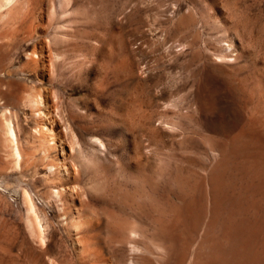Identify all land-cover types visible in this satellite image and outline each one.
<instances>
[{"label":"rangeland","instance_id":"rangeland-1","mask_svg":"<svg viewBox=\"0 0 264 264\" xmlns=\"http://www.w3.org/2000/svg\"><path fill=\"white\" fill-rule=\"evenodd\" d=\"M3 1L0 264H129L126 245L108 234L119 214L111 221L102 204L88 203L92 175L77 145L100 157L106 183L123 191L132 186L127 163L184 180L163 194L168 209L182 211L176 255L163 260L145 242V264H181L189 251L200 253V264H264V122L248 108L252 90L264 104V0ZM36 99L41 118L33 115ZM131 101L138 110L129 117ZM43 124L52 133L34 134ZM25 193L44 243L28 229ZM72 219L82 224L76 232Z\"/></svg>","mask_w":264,"mask_h":264},{"label":"bare ground","instance_id":"bare-ground-1","mask_svg":"<svg viewBox=\"0 0 264 264\" xmlns=\"http://www.w3.org/2000/svg\"><path fill=\"white\" fill-rule=\"evenodd\" d=\"M13 1L14 0H4L3 1V4H4L3 7L4 6H9ZM248 95H249V100H250L248 108H249V112H250V115H251V119L253 121H256V122H258V121L264 122V104H260V96H259L258 92H255L254 90H252V91H249ZM36 98H39V97H36ZM40 100L41 99H36V100L32 101L33 102L32 105L35 106L34 108H38V107H36L38 105H39V108H40V104H41ZM136 105H135L134 101H131L129 103V105H128L127 109H126V114L129 115V117L132 116V113L134 112L135 108L136 109L138 108V107H136ZM39 108H38V110H34L33 111V115L35 116V118H41L43 116V114H44ZM127 115H126V117H127ZM139 115H140V113H139ZM140 116L142 117L143 115H140ZM144 117H146V115L143 116V118ZM131 118L134 119L133 117H131ZM147 119H148V116H147ZM127 122H129V121L127 120ZM133 122L135 123V121H133ZM139 122H141V121L139 120ZM130 123L132 124V121ZM130 123H128V124L131 125ZM142 123H143V121H142ZM142 123H141V125H142ZM174 123L175 122L173 121L172 124L174 125ZM168 124H170V123H168ZM177 125H175V126L177 127ZM109 128H112V126H109ZM145 128H146V126H145ZM148 128H149V126H148ZM153 131H155V130L153 129ZM175 131H176V129H175ZM51 133H52V128L49 127V126H46L45 124H43L40 128H38V129H36L34 131V134H37V135H40V136L41 135L45 136V135H48V134H51ZM4 135L7 137V139L10 142L11 155H12V158L14 159V161H15V163L17 165L18 162H19V159L21 157L20 156L19 147H18V144H17V135H16V132L14 130V127H13L11 121L9 119H7V117L4 120ZM99 140L100 139H95V140L92 141V143L94 144L93 147H92L93 152H94L95 149H99L98 148L99 147L98 144L100 142ZM77 151H78L77 153L79 154V157H82V159H83V164H82L83 168L89 169L91 171V175H92V181H90L91 184H90V186H89V188L87 190L88 198H89L88 203H94L95 202V203L102 204L103 205V209H102L101 214L102 215H107L108 218H111L110 219L111 221H112V219L117 218L115 213L119 214V220L120 221H122L124 219H128V218H131L133 220V221L131 220L132 223L130 225H127V224L123 225L119 220L116 221L114 219L115 222H111L108 225L109 229L107 228L109 230L108 234H110L109 237H110L111 241H113V242H121V243L126 245L128 254L130 256L132 255L131 258L129 257L130 258L129 264H145L148 261V259L144 255H142L143 254L142 252L145 253V252H148V250H149V247H148V245H145V242H147V244H149V246H153L156 249H158L159 252L162 255V259L163 260H165L166 258L174 257L176 255V244L178 243V238L180 237L177 234H175L174 231H175V228L177 226H179L178 228H180V225L182 224V221H183L182 220V216H181L182 211L180 212V210H179L181 207H179V209L176 208V204H173V205H175V207H173L172 209H171V207H172L171 206L172 204H171L170 205L171 207L168 209V206L166 207L165 204H164V202H165L164 200L165 199H164V195L163 194H165V188H168V187H169V189L179 188L180 186H182L181 184H182V182L184 180H182L177 174H174L173 175L174 177L171 176V175H167L166 176L163 173L162 174L161 173H152L151 175L148 173L149 174L148 175V174H146V172L144 173L140 169V166L139 167L137 165L131 166L130 164L127 163V164L124 165V170H126L128 172V176H129V178H131V181H132V183H131L132 186H131V190L130 191H129V189H128V191L126 189L123 191L119 186H115L116 184H114V185L112 184V186H110L109 184H107L108 182L106 183V178L102 175V171H104V170L101 169V166L99 165V161H98L100 157L99 158L96 157L94 155V153H92L91 155H87V154L86 155H82V150H81L80 145H77ZM220 152H222V151H220ZM222 154H224V153L222 152ZM263 155H264V153H263ZM49 169H51V168H49ZM210 174H212V173H210ZM211 179H213V178L210 175V180L209 181L212 182L210 184L208 183L210 185V189H212V191H211L212 192V196H211L212 200H210V202H209L210 204L212 203L213 198L216 199L215 197H213V193L214 192H213V188L211 186L214 185L213 184L214 182ZM203 182L205 183V180ZM206 184H207V181H206ZM193 185L196 186L195 184H193ZM199 186L200 185H198V188H199ZM204 187L206 188L207 186L205 185ZM191 188H192V186H191ZM57 192L58 191H55L54 198L58 196ZM211 192L209 190V193H211ZM117 193L120 194V197L118 196V198H117ZM189 194H190V192H189ZM205 194L207 195V193H205ZM28 196H29L28 193H27V195H26V193L24 194V200H25L26 207H27L28 217L31 219V221L27 220V222L29 221L28 222L29 223L28 224V229H29V231L31 230L30 233L33 234V236L35 234V236L37 238L35 236L34 237L36 239H38L40 243H44L46 241V239H45L46 238V234H45V230H44L45 227H43V225L41 224L42 221H40V219L38 217V214H36L38 211L37 212L35 211L36 207L34 208L32 202L28 198ZM214 196H215V193H214ZM191 197L192 196H189V198H191ZM58 198L59 197H57V199ZM181 200H179V201L181 202ZM207 201H208V199L206 200V203H207ZM83 203H85V202H83ZM88 203L86 202V205H88ZM204 203H205V199H204ZM83 205H85V204H83ZM248 206H249V204H248ZM216 208H217V206H216ZM208 209H206V211ZM114 216H116V217H114ZM210 216H211V214H210ZM166 217H167V219L168 218L171 219V221H172L171 223H173L172 225H170L169 222H167ZM205 217H208V214ZM91 218H92V216H91ZM214 219L212 220V222L214 221ZM219 219H220V217H219ZM97 220H94V221H97ZM94 221H92V222H94ZM124 221H126V223H128L127 220H124ZM77 222H79V221H77ZM77 222L74 221L73 219L70 222V226L75 232L78 230V228L79 229H80V227L82 228V226H81L82 224L79 227L78 224L80 222L79 223H77ZM168 224L170 226H168ZM205 224L206 223L204 222L203 226H205ZM44 226H45V224H44ZM91 226H93V224H91ZM98 226H100V224ZM89 227H90V223H89ZM207 227H209V226L206 225V228ZM85 228H87V227H85ZM207 236H209V235H207ZM205 238H207V237H204L203 239H205ZM80 239H78V240L80 241ZM80 244H84L82 246V251L83 252H86L87 249H89V247H87L88 245L86 243H80ZM188 244H189V242H188ZM188 244H187V246H188ZM212 245H213V243H212ZM198 248H200V246H198L197 249ZM90 250H92V249H90ZM196 252H200V251H196ZM138 253H139V255L134 258L133 254L137 255ZM188 253L186 252V253H183L181 255V261H180L181 264H184L185 260H187V259L189 260V264H200L199 263V257H200L199 254L200 253L192 252L191 254L189 253V255H188ZM95 258H96V256H95Z\"/></svg>","mask_w":264,"mask_h":264}]
</instances>
